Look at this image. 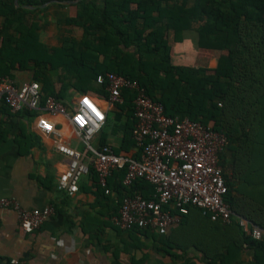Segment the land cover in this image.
<instances>
[{
	"label": "trees",
	"instance_id": "16d2710c",
	"mask_svg": "<svg viewBox=\"0 0 264 264\" xmlns=\"http://www.w3.org/2000/svg\"><path fill=\"white\" fill-rule=\"evenodd\" d=\"M46 1L18 3L35 7ZM33 15L15 8L13 0L0 2L1 76L15 67L29 70L32 81L41 85L42 100L65 99L70 88L92 90L107 99L106 83L97 85L95 79L114 73L136 81L146 96L162 104L166 116L211 125L227 138L220 155L227 188L224 201L234 215L262 230L256 241L235 220L228 225L211 222L201 210L188 208L186 215L173 212L179 225L175 235L137 228L132 234H151L159 246L155 252L167 256L170 264H196L193 252L206 264H264V0H82L75 18L66 23L80 28L83 39L66 40L54 49L39 42L38 25L28 23ZM191 29L197 33L200 54L206 61L214 59L215 68L173 64L175 45ZM54 70L61 71L58 90L49 78ZM121 98L106 121L121 132L120 145L114 148L117 155L134 147V95L123 90ZM124 174L116 171L107 179L108 189L112 184L120 200L133 194L151 197L153 188L147 182L137 180L124 187ZM89 175L103 194L97 175Z\"/></svg>",
	"mask_w": 264,
	"mask_h": 264
},
{
	"label": "built area",
	"instance_id": "2783aa9c",
	"mask_svg": "<svg viewBox=\"0 0 264 264\" xmlns=\"http://www.w3.org/2000/svg\"><path fill=\"white\" fill-rule=\"evenodd\" d=\"M95 83H106L107 99L100 101L82 94L76 102L66 105L53 97L42 100L37 83H15L0 75V108L5 107L12 115L35 114L37 130L44 136L57 135L45 115L63 117L69 121L72 136L81 144V150L66 144L56 147L68 158L67 167L57 180L58 191L73 196L81 177L93 171L99 187L109 195L107 179L116 171H125L124 187L141 180L152 186L153 194L148 199L139 194L122 198L117 215L112 218L113 225L120 230L137 228L163 236L178 223L173 212L186 215L188 208H196L211 222L228 225L235 220L243 233L256 241L261 238L262 230L234 215L224 201L227 188L220 166V155L227 145L224 134L211 125L166 116L162 104L150 99L136 81L126 77L106 73L97 76ZM123 90L134 95L131 140L135 157L117 155L109 145L92 146L108 111L122 103ZM4 209L15 213L24 234L38 230L54 213L52 206L26 211L14 199H0V210Z\"/></svg>",
	"mask_w": 264,
	"mask_h": 264
},
{
	"label": "crops",
	"instance_id": "0c3cea01",
	"mask_svg": "<svg viewBox=\"0 0 264 264\" xmlns=\"http://www.w3.org/2000/svg\"><path fill=\"white\" fill-rule=\"evenodd\" d=\"M81 1L47 0L34 7L20 6L19 3L15 6L13 0V5L34 14L28 18V23H36L39 42L54 49L60 48L66 40L83 39L80 28L66 23L68 19L75 18L77 5ZM3 20L0 17V25ZM192 40L195 45L190 49L187 41ZM197 41L194 30L184 31L181 42L174 47L173 64H199L215 68L216 61L205 60L198 50ZM60 73V70L49 73L56 90L60 87ZM6 76L15 83L34 82L29 70H19L17 67ZM34 83L41 88L38 82ZM91 85L97 88L95 84ZM82 94L100 101L104 99L92 90L81 93L70 88L65 99L57 100L69 105ZM45 117L53 123L57 135H41L33 113L12 115L6 108H0V199H14L26 211L47 206H52L54 211L38 230L24 234L18 227L15 213L8 209L0 210V264H170L167 256L155 252L159 246L150 233L142 237L113 225L112 218L117 215L121 200L112 184L110 194H102L88 174L81 177L78 191L73 196L57 190V180L65 171L68 158L60 154L56 147L66 144L81 150L82 146L72 136L67 119L49 115ZM102 135L106 136V145L113 149L119 147L121 132H117L112 125H106V122L93 138V147L100 146ZM127 154L137 156L133 149ZM178 230L179 225L176 223L163 236L170 237ZM138 244L145 248L135 250L134 246ZM192 252H188L190 256ZM193 255L197 259L196 264H206L199 254L193 252ZM243 260L247 262V256Z\"/></svg>",
	"mask_w": 264,
	"mask_h": 264
},
{
	"label": "rangeland",
	"instance_id": "374dc122",
	"mask_svg": "<svg viewBox=\"0 0 264 264\" xmlns=\"http://www.w3.org/2000/svg\"><path fill=\"white\" fill-rule=\"evenodd\" d=\"M187 45L189 46V48L191 49L192 46L195 45V42L192 40V41H187ZM175 62L176 64H178V61H177V58L175 59ZM182 64H184V62H181ZM186 64V63H185Z\"/></svg>",
	"mask_w": 264,
	"mask_h": 264
},
{
	"label": "water",
	"instance_id": "95a60500",
	"mask_svg": "<svg viewBox=\"0 0 264 264\" xmlns=\"http://www.w3.org/2000/svg\"><path fill=\"white\" fill-rule=\"evenodd\" d=\"M14 5H15V6L18 5V0H14Z\"/></svg>",
	"mask_w": 264,
	"mask_h": 264
}]
</instances>
